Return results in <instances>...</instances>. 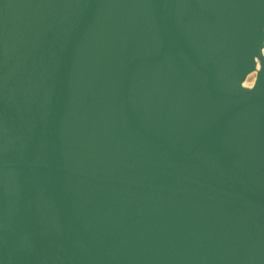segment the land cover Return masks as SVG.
Segmentation results:
<instances>
[{
  "label": "water",
  "instance_id": "water-1",
  "mask_svg": "<svg viewBox=\"0 0 264 264\" xmlns=\"http://www.w3.org/2000/svg\"><path fill=\"white\" fill-rule=\"evenodd\" d=\"M0 264H264V0H0Z\"/></svg>",
  "mask_w": 264,
  "mask_h": 264
},
{
  "label": "rangeland",
  "instance_id": "rangeland-1",
  "mask_svg": "<svg viewBox=\"0 0 264 264\" xmlns=\"http://www.w3.org/2000/svg\"><path fill=\"white\" fill-rule=\"evenodd\" d=\"M254 80V74L250 75L249 78L247 79V84L250 85L252 81Z\"/></svg>",
  "mask_w": 264,
  "mask_h": 264
}]
</instances>
